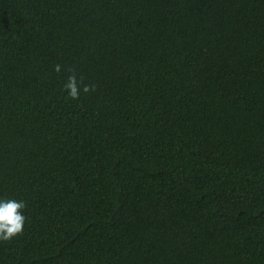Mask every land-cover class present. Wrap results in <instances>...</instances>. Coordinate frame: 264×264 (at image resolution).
Returning <instances> with one entry per match:
<instances>
[{
	"label": "trees",
	"instance_id": "16d2710c",
	"mask_svg": "<svg viewBox=\"0 0 264 264\" xmlns=\"http://www.w3.org/2000/svg\"><path fill=\"white\" fill-rule=\"evenodd\" d=\"M0 198V264H264V0H0Z\"/></svg>",
	"mask_w": 264,
	"mask_h": 264
},
{
	"label": "clouds",
	"instance_id": "9594fccd",
	"mask_svg": "<svg viewBox=\"0 0 264 264\" xmlns=\"http://www.w3.org/2000/svg\"><path fill=\"white\" fill-rule=\"evenodd\" d=\"M56 70H60L59 66ZM64 87L73 99L78 98L81 91L88 92L90 90L88 85L81 89L74 75L68 77ZM26 206V202L22 199L0 198V240H10L23 231L27 220L24 213Z\"/></svg>",
	"mask_w": 264,
	"mask_h": 264
}]
</instances>
